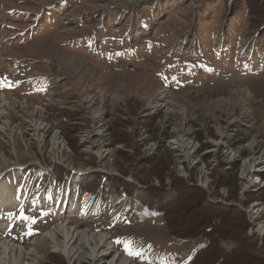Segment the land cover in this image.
<instances>
[{
	"label": "rangeland",
	"instance_id": "obj_1",
	"mask_svg": "<svg viewBox=\"0 0 264 264\" xmlns=\"http://www.w3.org/2000/svg\"><path fill=\"white\" fill-rule=\"evenodd\" d=\"M236 1L0 0V183L13 197L0 242L34 248L31 264H76L45 236L64 224L108 238L95 258L81 245V264H190L206 239L172 229L197 226L204 206L233 207L214 239L245 244L241 264H264V162L253 159L264 149V24L251 28ZM176 182L204 201L179 206L168 227L140 196Z\"/></svg>",
	"mask_w": 264,
	"mask_h": 264
},
{
	"label": "trees",
	"instance_id": "obj_2",
	"mask_svg": "<svg viewBox=\"0 0 264 264\" xmlns=\"http://www.w3.org/2000/svg\"><path fill=\"white\" fill-rule=\"evenodd\" d=\"M245 3L247 7V15H248V25L251 28H262L264 24V0H237L234 3V9H239L240 5L242 6V3ZM237 4V6H235ZM57 173V180L59 182L63 181L67 176L68 173L63 170L62 168H59V170H56ZM102 178V177H101ZM112 178V177H111ZM119 180V179H118ZM100 175L97 176V179L95 181V185H91L89 181L79 183V186L81 189L90 194H95L97 186L100 184ZM140 181L144 182L140 179ZM120 182V180H119ZM146 184V182H144ZM177 183V184H176ZM175 184H172V191L165 190L164 188L158 189L155 186L149 187L147 186L144 192L142 193L141 201L144 205L147 206V208L153 212L159 213L162 215V219L168 227L170 225V215H172L174 212H176V209H178L179 206H182L186 204V202L193 201L195 204H197L199 201H204L202 197V190L199 188L194 187L193 192L188 193V189L185 188L180 182H176ZM132 188L131 185H125L121 186L119 189L121 192H125L127 196L132 195ZM163 189V190H162ZM196 191V192H195ZM188 193V194H187ZM121 194V193H119ZM235 208L228 207V208H219V207H211V206H204L201 208L200 212H195L194 223L197 224V226L200 225L199 228H197L196 225H192V223L189 221L188 226L183 225L182 229H172V232L169 234L171 238H177V239H195L198 237L205 238L206 243L200 247H198L192 254L190 264H204L206 258V253H210L212 250H214L217 254H223L219 258L221 259L216 260L213 264H223L228 259V255H232L234 257V260L238 261V264L245 263L243 260V257L246 256V245L242 244V242H235L233 247L226 248L225 246L221 245V241L223 239L230 240L227 237H224L223 239L220 238L215 240L214 233H217V226L224 224H227L225 221L226 217H229L231 214L236 213ZM230 223V220L228 221ZM232 226V225H229ZM220 229V228H219ZM218 229V230H219ZM214 231V232H213ZM222 231L220 230V233ZM243 248L242 251L238 250L240 247ZM211 246H214L212 248ZM240 251V252H239ZM238 254V255H237ZM252 258V256H248ZM218 258V259H219ZM257 262L258 259L256 258ZM209 264H212L211 262H208Z\"/></svg>",
	"mask_w": 264,
	"mask_h": 264
},
{
	"label": "bare ground",
	"instance_id": "obj_3",
	"mask_svg": "<svg viewBox=\"0 0 264 264\" xmlns=\"http://www.w3.org/2000/svg\"><path fill=\"white\" fill-rule=\"evenodd\" d=\"M161 88V87H160ZM157 103L161 106H167L169 96L165 89L158 90ZM255 160L254 164L264 162V149L257 155H253ZM260 164V163H259ZM258 168H254L257 170ZM260 169V168H259ZM262 169V168H261ZM0 188L4 192L1 193L0 209L6 207L13 197L9 196L7 187L0 183ZM216 201V200H215ZM218 202V201H217ZM223 202V201H222ZM53 243L54 249L65 253L68 260L75 261L76 264H81L82 256L80 255V246L85 245L89 248L90 257H96L98 251L101 249L103 244L108 241L105 234H90L88 231H75L71 227H67L62 224L58 228H53L45 233ZM79 246V247H78ZM36 253L34 248L25 250L21 245H13L10 241L0 242V264H31L28 261L29 255ZM104 254H110L108 249H105ZM108 264H134V261L127 256L123 258L114 255L108 261ZM149 264V263H145Z\"/></svg>",
	"mask_w": 264,
	"mask_h": 264
},
{
	"label": "snow or ice",
	"instance_id": "obj_4",
	"mask_svg": "<svg viewBox=\"0 0 264 264\" xmlns=\"http://www.w3.org/2000/svg\"><path fill=\"white\" fill-rule=\"evenodd\" d=\"M127 250H128L130 255H137L138 254L137 251L134 249L132 242L128 243Z\"/></svg>",
	"mask_w": 264,
	"mask_h": 264
}]
</instances>
